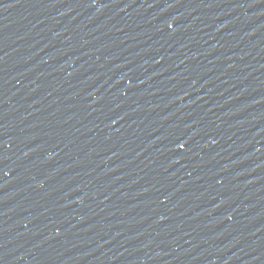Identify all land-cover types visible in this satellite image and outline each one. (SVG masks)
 <instances>
[{
    "label": "water",
    "instance_id": "1",
    "mask_svg": "<svg viewBox=\"0 0 264 264\" xmlns=\"http://www.w3.org/2000/svg\"><path fill=\"white\" fill-rule=\"evenodd\" d=\"M0 264H264V0H0Z\"/></svg>",
    "mask_w": 264,
    "mask_h": 264
}]
</instances>
